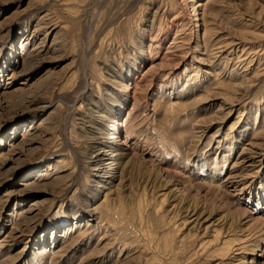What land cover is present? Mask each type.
Segmentation results:
<instances>
[{
  "label": "rangeland",
  "instance_id": "obj_1",
  "mask_svg": "<svg viewBox=\"0 0 264 264\" xmlns=\"http://www.w3.org/2000/svg\"><path fill=\"white\" fill-rule=\"evenodd\" d=\"M0 264H264V0H0Z\"/></svg>",
  "mask_w": 264,
  "mask_h": 264
},
{
  "label": "bare ground",
  "instance_id": "obj_2",
  "mask_svg": "<svg viewBox=\"0 0 264 264\" xmlns=\"http://www.w3.org/2000/svg\"><path fill=\"white\" fill-rule=\"evenodd\" d=\"M193 2V1H192ZM201 5V4H200ZM202 6V5H201ZM205 13V12H204ZM203 13V14H204ZM123 144V143H122ZM107 155L105 154V152L103 151V152H101L100 154H99V157H97V162L96 163H98V164H101V162L104 160V157H106ZM92 167H94L92 170L93 171H95V172H98V173H102V172H104L103 171V168H101L100 167V165H99V167L97 168V165H94V166H92ZM28 184V183H27ZM39 202V201H38ZM39 204V203H38ZM34 206H37L36 204H33ZM40 205V204H39ZM39 207V206H38ZM30 210H28L27 212H29ZM31 211H32V209H31ZM37 211V210H36Z\"/></svg>",
  "mask_w": 264,
  "mask_h": 264
}]
</instances>
